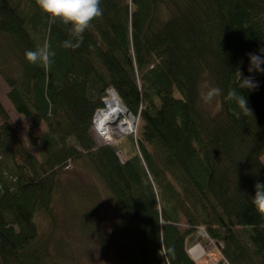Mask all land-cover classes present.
<instances>
[{"label":"trees","instance_id":"1","mask_svg":"<svg viewBox=\"0 0 264 264\" xmlns=\"http://www.w3.org/2000/svg\"><path fill=\"white\" fill-rule=\"evenodd\" d=\"M99 6L73 50L63 47L75 42L72 25L50 23L36 0H0V76L29 121L25 138L0 99V264L71 261L54 232L58 196L75 243L94 235L121 264H197L189 241L201 227L228 264H264V216L252 202L264 183V72H249L248 55L264 49V0ZM45 42L55 52L47 71L25 56ZM240 72L258 88L241 89ZM204 84L221 89L211 109ZM231 89L254 115L225 99ZM109 90L141 121L138 139L96 141Z\"/></svg>","mask_w":264,"mask_h":264},{"label":"rangeland","instance_id":"2","mask_svg":"<svg viewBox=\"0 0 264 264\" xmlns=\"http://www.w3.org/2000/svg\"><path fill=\"white\" fill-rule=\"evenodd\" d=\"M7 91H8L7 86L0 76V99L4 103L6 109L10 112L13 122L17 125V127L20 129V131L26 138L27 132H28L29 121L23 116L18 115L14 111L11 104L6 98ZM106 100L108 101L109 99L103 100V108H100L97 111L96 115L94 116V120H93L94 127H95V130H93V135L96 141L99 142L101 145L116 146L117 144L119 145V142L122 139L130 138L131 136L132 138H134V140L138 139L140 137V129H141L142 123L137 116L132 115V114L131 115L133 116V120H131V115L129 113L120 114V116L113 122V124H111L112 133L109 129H103V130L101 129V127L97 123V118L99 114L107 110L108 104ZM119 101L121 103V100ZM217 102L218 100L215 97L211 102L209 103L205 102V103L207 107L211 109L212 106L217 105ZM122 106L124 105L121 103V107ZM120 117L123 120H125V122L127 121H129L130 123L133 122L132 130H130L129 132H125V134H122V135H119V133L117 134L115 130L117 126L120 124ZM42 132H44V129L41 130L37 136H40ZM110 134H111V138L108 137ZM119 157L122 160H126V156L122 151H119ZM78 169L79 168H77L74 172H68V173L63 174L62 179L66 180V182L64 181V183H67L69 181L75 180V178H78L79 177ZM84 179L88 183H91L90 181L94 183L97 182L95 178L87 179L84 177ZM68 207L69 206H65L63 204L61 197L58 196L56 198L55 207H54V212L56 216L55 217L56 225L54 227L55 228L54 232L57 235L56 237H59V238L65 237V239L67 238L68 250H69L70 255L72 256L71 261L67 260L69 262H67L66 264H121L122 262H120V259L117 253L111 248V246L108 244L104 245L102 243L104 241L97 239L94 235L92 239L89 238L91 240H88V241L84 240V242L86 243H81L79 241L75 243V240H74L75 234L69 235L68 233V231H70L69 229H72V227L75 224L74 217H70L66 213L68 209H70V207L69 208ZM102 208L104 209V211L108 210L107 206L103 205ZM95 212L96 210L94 209V213ZM103 214L105 215V213ZM105 216L107 217V213ZM69 218H72L73 221H70ZM92 221H93L95 229H98L100 227L99 226L100 223L97 221L94 222L95 220H92ZM39 223L42 226L43 233L46 234L49 228L48 221L44 217L43 218L41 217L39 218ZM206 239H207V235L205 231L203 230L202 227L199 228L198 231L194 234L193 239L189 241V254L192 257V259L197 264H221L222 262H224V264H228V262L224 260V257L220 251V247L215 246L212 242H209ZM54 241L55 242L52 243L53 245L56 244V238ZM200 241H202V244L199 243Z\"/></svg>","mask_w":264,"mask_h":264},{"label":"clouds","instance_id":"3","mask_svg":"<svg viewBox=\"0 0 264 264\" xmlns=\"http://www.w3.org/2000/svg\"><path fill=\"white\" fill-rule=\"evenodd\" d=\"M41 10L48 14L49 22L55 23L57 20L62 21L65 25L71 24V36L75 38L68 39L63 42V47L75 50L79 48L82 40L80 37L82 33L89 27L94 18L100 17L102 9L100 8V0H36ZM250 67L249 72H264V49L261 50V55L249 53ZM26 59L32 63H39L45 71L48 70L52 63V57L55 52L50 50V45L45 42L42 47L36 50H29L25 53ZM241 82L240 88L247 90H255L258 88V83L255 82L252 76L244 77L240 72ZM206 91L202 92V99L209 103L215 97L220 95L221 89L209 87L204 84ZM225 99L235 101L242 113L245 115L253 114L252 109L248 105V100L243 94H237L234 89L229 90ZM253 204L257 211L264 216V183L257 182L255 184V196L253 197ZM264 227V225H261Z\"/></svg>","mask_w":264,"mask_h":264},{"label":"bare ground","instance_id":"4","mask_svg":"<svg viewBox=\"0 0 264 264\" xmlns=\"http://www.w3.org/2000/svg\"><path fill=\"white\" fill-rule=\"evenodd\" d=\"M108 108L105 112L99 114L97 118L98 125L101 129H109L111 131V124L119 117L120 114H125L127 111L124 106L121 107L117 97H112L108 102ZM133 123V122H132ZM132 123L120 120V124L115 129L118 133L129 132L132 130ZM112 133V131H111Z\"/></svg>","mask_w":264,"mask_h":264},{"label":"built area","instance_id":"5","mask_svg":"<svg viewBox=\"0 0 264 264\" xmlns=\"http://www.w3.org/2000/svg\"><path fill=\"white\" fill-rule=\"evenodd\" d=\"M112 97H117L118 98V100H120L119 99V97H118V95L116 94V92H114L113 90H109V92H108V95H107V97L105 98V99H112ZM104 99V100H105ZM108 100V101H109ZM107 101V100H106ZM107 101V102H108ZM120 102V101H119ZM123 107V106H122ZM97 113V112H96ZM125 113H129L130 115H131V113L127 110ZM96 115V114H95ZM133 115V114H132ZM131 115V120H133V116ZM120 116V115H119ZM120 120H122V118L120 117ZM125 121V120H124ZM98 123V122H97ZM96 124V123H95ZM113 124V123H112ZM97 125V124H96ZM117 134H118V132H117ZM122 134H125V132H123V133H119V135H122ZM119 135H117V136H119ZM109 138H111V134L108 136Z\"/></svg>","mask_w":264,"mask_h":264}]
</instances>
